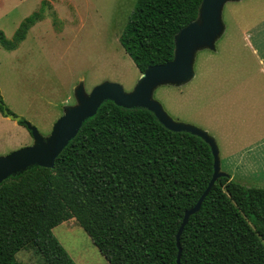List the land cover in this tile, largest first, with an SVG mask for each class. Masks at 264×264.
Instances as JSON below:
<instances>
[{
    "label": "trees",
    "instance_id": "trees-1",
    "mask_svg": "<svg viewBox=\"0 0 264 264\" xmlns=\"http://www.w3.org/2000/svg\"><path fill=\"white\" fill-rule=\"evenodd\" d=\"M200 2L135 0L118 40L140 73L172 59L174 36L196 19ZM39 10L10 39L0 30V46L16 48ZM212 172L201 137L166 128L147 108L105 100L51 168L31 166L0 183V264H20L15 254L29 244L46 264H76L52 233L70 218L109 264H264V188L228 174L177 238Z\"/></svg>",
    "mask_w": 264,
    "mask_h": 264
},
{
    "label": "rangeland",
    "instance_id": "rangeland-1",
    "mask_svg": "<svg viewBox=\"0 0 264 264\" xmlns=\"http://www.w3.org/2000/svg\"><path fill=\"white\" fill-rule=\"evenodd\" d=\"M45 3L42 4L41 2ZM135 0H0V30L10 39L25 17L43 10L16 48L0 46V96L8 111L49 134L75 91L114 81L130 91L140 72L119 43ZM221 33L201 47L187 82L157 86L152 97L172 119L214 139L220 171L264 188V0H226ZM24 124L0 112V155L32 143ZM52 233L76 264H109L74 218ZM20 264H46L33 245Z\"/></svg>",
    "mask_w": 264,
    "mask_h": 264
},
{
    "label": "water",
    "instance_id": "water-1",
    "mask_svg": "<svg viewBox=\"0 0 264 264\" xmlns=\"http://www.w3.org/2000/svg\"><path fill=\"white\" fill-rule=\"evenodd\" d=\"M225 1L201 0L196 19L182 26L174 36L172 59L147 66L139 74L130 91H125L118 82L102 81L85 93L80 84L75 91L76 104L63 107L62 114L55 120L46 136L41 135L34 125L24 121L33 141L29 145L0 155V183L7 177L21 173L31 166L51 168L56 156L77 134L83 121L93 116L103 101L111 100L116 105L126 108L141 106L152 111L166 128L173 131H187L201 137L209 145L213 157L212 176L194 205L184 211L176 235L178 238L188 216L199 209L215 179L226 173L220 171L218 149L207 131L172 119L160 103L152 97V93L157 86L164 83H184L190 80L193 75V59L196 50L201 47L213 48L214 39L222 31L220 12ZM1 113L16 122L21 118L10 113L4 104Z\"/></svg>",
    "mask_w": 264,
    "mask_h": 264
},
{
    "label": "crops",
    "instance_id": "crops-1",
    "mask_svg": "<svg viewBox=\"0 0 264 264\" xmlns=\"http://www.w3.org/2000/svg\"><path fill=\"white\" fill-rule=\"evenodd\" d=\"M29 29H30V28H29ZM29 29H28V30H29ZM260 91H262V92H263V94H264V88H262ZM65 106H66V105H65Z\"/></svg>",
    "mask_w": 264,
    "mask_h": 264
}]
</instances>
